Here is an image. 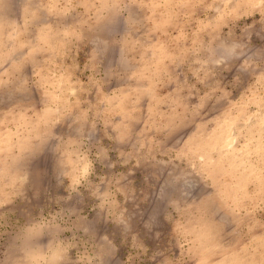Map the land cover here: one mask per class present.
<instances>
[{"label":"rangeland","instance_id":"374dc122","mask_svg":"<svg viewBox=\"0 0 264 264\" xmlns=\"http://www.w3.org/2000/svg\"><path fill=\"white\" fill-rule=\"evenodd\" d=\"M0 264H264V0H0Z\"/></svg>","mask_w":264,"mask_h":264}]
</instances>
